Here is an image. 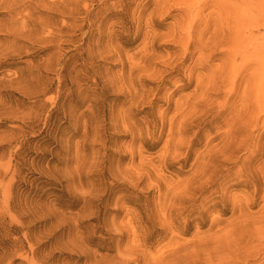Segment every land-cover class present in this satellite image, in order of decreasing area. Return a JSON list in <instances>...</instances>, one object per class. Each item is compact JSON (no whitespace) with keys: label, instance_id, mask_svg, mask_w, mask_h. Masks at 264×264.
Returning <instances> with one entry per match:
<instances>
[{"label":"rangeland","instance_id":"374dc122","mask_svg":"<svg viewBox=\"0 0 264 264\" xmlns=\"http://www.w3.org/2000/svg\"><path fill=\"white\" fill-rule=\"evenodd\" d=\"M0 264H264V0H0Z\"/></svg>","mask_w":264,"mask_h":264}]
</instances>
